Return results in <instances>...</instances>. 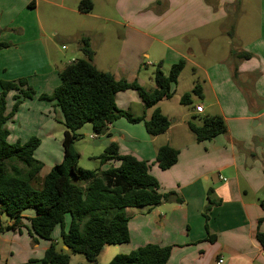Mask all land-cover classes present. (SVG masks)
<instances>
[{"label": "crops", "instance_id": "1", "mask_svg": "<svg viewBox=\"0 0 264 264\" xmlns=\"http://www.w3.org/2000/svg\"><path fill=\"white\" fill-rule=\"evenodd\" d=\"M80 1L0 0V43L11 45L0 51V83L27 79V86L40 89L35 103L24 99L7 122L8 143H25L39 137L38 149L44 143L49 145L56 161L48 167L43 164L30 183L32 187L41 190L46 176L62 162L65 132L60 129L62 114L55 103L41 101L39 96L52 94L64 68L83 59L76 54L70 62L58 61L50 33L62 43L78 42L79 52L80 38H89L99 70L111 73L116 80L136 81L144 88L154 89L156 85L151 78L149 87L139 80L142 68L162 63L165 71V67L170 69L185 60L177 85L184 72L190 70V90L200 84L199 98L207 102L194 105L191 98L192 109L185 116L167 110L168 100L146 110L135 90L116 96L118 107L134 117L145 115L149 120L159 108L171 121L166 133L150 136L144 122L133 124L125 118L109 125L102 136L94 133L91 124L77 132L90 135L104 151L115 143L120 155L147 162L150 174L159 183V192H175L182 200L126 209L129 243L106 245L97 261L108 264L118 254L156 244L171 247L168 264H216L220 257L224 264H264V247L257 239L259 232L264 233V133L250 128L253 121L254 127L259 125L257 120L264 115V0L254 9L253 0H115L116 19L97 13L95 0L91 13H80ZM52 8L58 11L52 12ZM46 10H50L49 16H45ZM53 15L59 27H48ZM80 18L113 23L118 26L116 38L108 42L94 29L80 27ZM245 53L251 58L241 56ZM27 86L9 93L7 113L12 110L15 96L22 98ZM197 106L203 107V113L196 112ZM207 111L206 117L221 116L225 120L227 132L198 142L188 123L201 125ZM26 112L32 113L31 117H26ZM165 145L178 150L179 156L174 166L162 170L155 161ZM119 165L109 161L101 164L100 170ZM209 197L217 204L206 219ZM34 215L33 209L26 210L19 229L0 234V264H43L50 243L32 235L30 219ZM9 223L6 215H0V224ZM56 237L53 239L59 244ZM63 249L67 250L65 246ZM86 262L83 255L71 256L70 264Z\"/></svg>", "mask_w": 264, "mask_h": 264}, {"label": "trees", "instance_id": "2", "mask_svg": "<svg viewBox=\"0 0 264 264\" xmlns=\"http://www.w3.org/2000/svg\"><path fill=\"white\" fill-rule=\"evenodd\" d=\"M93 8L91 0H81L78 5L82 14L91 13ZM79 44L84 58L64 68L60 73L61 83L52 94L39 96L41 101L55 103L65 127L63 160L46 176L41 190L30 184L43 168V163L35 159L41 140L32 137L24 144H10V133L6 128L23 100L31 99L36 92L27 86V79L0 83V215H6L10 222L0 224V234L19 229L23 213L33 209L35 215L30 219L32 235L50 243L43 264H70L72 255L85 256V264H100L97 258L106 245L130 241V218L126 209L182 202L175 192L160 193L158 181L150 174V165L134 156L120 155L117 144L106 148L99 159L102 165L109 161H117L120 165L93 171L78 166L80 155L74 144L80 137L78 130L84 125L91 124L94 133L102 136L109 125L121 118L133 124L144 122L150 136L166 133L171 121L159 108H155L149 120L145 115L134 117L118 107L116 96L119 92L135 90L146 110L163 100H170L186 65L185 60L172 65L169 75L164 73L162 63L158 64L154 71L156 88L146 89L136 81L116 80L111 73L99 70L94 64L95 51L89 38L81 37ZM10 46L9 43H0V51ZM241 56L251 58L247 53ZM20 86H27V91L22 98L15 96L12 110L7 113V97ZM193 95L202 97L200 84L182 96L181 104L191 105ZM188 126L198 142L212 140L227 132L226 122L221 116L204 117L201 125L190 121ZM178 156V150L165 145L159 149L155 163L162 170H167L177 163ZM211 193L210 190L209 195ZM215 204L209 197L204 214L206 219ZM57 227L61 228V242L68 247L67 250L59 248L58 242L52 238ZM257 239L264 247V233L259 232ZM171 250V247L148 244L129 254H118L108 264H168Z\"/></svg>", "mask_w": 264, "mask_h": 264}, {"label": "rangeland", "instance_id": "3", "mask_svg": "<svg viewBox=\"0 0 264 264\" xmlns=\"http://www.w3.org/2000/svg\"><path fill=\"white\" fill-rule=\"evenodd\" d=\"M95 1H96V7H95L96 9L95 10L97 13H104V14L109 15L110 17H113L116 19V12H115V8H114L115 0H95ZM258 3H260V0H253V9L258 7ZM51 11L56 12L58 10L52 8ZM49 14H50V10H46L45 16H47V15L49 16ZM42 16H44L43 13H42ZM52 18H53L52 21H50L47 24L48 27H52V28L59 27L60 23L55 20V15H53ZM77 24L80 27L84 26V27H89V28L94 29L96 32L102 34L103 38H105L108 42H110L116 38L114 35L116 34V31L118 30V26L114 25L111 22H106L103 20H96V19H92V18H80V20L77 21ZM49 35L54 40L55 47H56V49L54 48V50L56 52V56H57L58 61H61L63 63L64 62L65 63L70 62L73 60L72 58L76 54H78L79 57L83 56V58H84V55H81V52H79V50H78V42L62 43L56 39L54 33H50ZM95 43L97 44V42H95ZM63 46H64V48H63ZM155 69H156V66L155 67H149L147 70L142 68L139 80L141 82H143L145 86L149 87V84L151 83V79L153 81ZM169 71H170V69L165 67L164 73L166 75H169ZM42 82L43 81H39L38 84H40ZM192 82H193V76H192L190 70H186L184 72V74L181 76L179 84L174 87L175 94H174L173 98L168 100V102L165 104V106L167 107V110H169L170 112H172V111L176 112V114H178L180 116H185L187 114V112H190V110L192 109V105H183V104H181L180 101H181L182 96L185 93L191 92L190 89L192 86ZM58 83L60 85V79L59 78H58L57 84ZM44 84H45V82L42 85L45 86ZM146 89H149V88H146ZM33 90L35 92H37L40 89H39V87H36V89L33 88ZM211 97H212V94H211ZM34 98H35V96H33L31 99H29L31 101L30 103H32V105L36 101ZM192 100H193L194 105H197L198 103H203L204 105L207 104V102L202 101L199 97H197L195 95L192 96ZM213 101H215V98H213ZM134 112H135V114H141V113H137V111H134ZM209 112L210 111H207V113L205 114V117L209 115ZM25 114H26V117L27 116L31 117V115H32V113H29V112H26ZM57 121H59V120H57ZM195 121L197 123H200L201 119L199 117H197V119ZM60 122L62 123L61 124L62 126H60L61 127L60 129L62 131H64L65 127L63 125V122L62 121H60ZM257 122H259V125L254 127V125H253L254 121H253L252 124L250 125V128L255 133H258V134L264 133V115H262L261 120L260 121L257 120ZM37 138H39V137H37ZM58 140H59V142L61 141L60 139H58ZM10 144H16V142H13ZM21 144H24V143L22 142ZM57 145L59 148L58 142H57ZM74 147L80 155L79 162H78V166L80 168H82L84 170H91V171L100 169L101 160L99 159V156L105 152L103 146H96L95 140L91 139L90 135H84V136L80 135V137L76 140ZM53 148H54V153H55L56 147L54 145H53ZM61 148H62V159H61V161H62L63 155H64L62 145H61ZM50 150H51L50 146L46 145L44 143L42 148L38 149L36 151L35 159L42 162L44 164V166H46V167L52 166V164H55L56 161L53 160L52 155H50V153H49ZM6 218H7V216H6ZM60 233H61V228L59 227L56 230V232L53 234V238H54V236L55 237L57 236L56 238H58V241H59L58 246H59V248H63V244H62L61 238H60ZM72 256H76V255H72Z\"/></svg>", "mask_w": 264, "mask_h": 264}, {"label": "built area", "instance_id": "4", "mask_svg": "<svg viewBox=\"0 0 264 264\" xmlns=\"http://www.w3.org/2000/svg\"><path fill=\"white\" fill-rule=\"evenodd\" d=\"M196 112H197L198 114L203 113V107H202V106H197V107H196ZM224 262H225V261H224V258H223V257H220V258H218L216 264H224Z\"/></svg>", "mask_w": 264, "mask_h": 264}, {"label": "water", "instance_id": "5", "mask_svg": "<svg viewBox=\"0 0 264 264\" xmlns=\"http://www.w3.org/2000/svg\"><path fill=\"white\" fill-rule=\"evenodd\" d=\"M66 249H68V247H65Z\"/></svg>", "mask_w": 264, "mask_h": 264}]
</instances>
